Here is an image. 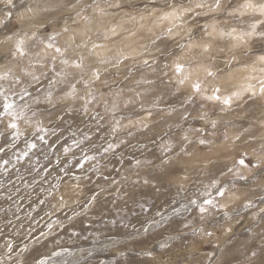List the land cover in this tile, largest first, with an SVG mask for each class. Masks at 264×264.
I'll return each mask as SVG.
<instances>
[{
	"label": "snow or ice",
	"instance_id": "obj_1",
	"mask_svg": "<svg viewBox=\"0 0 264 264\" xmlns=\"http://www.w3.org/2000/svg\"><path fill=\"white\" fill-rule=\"evenodd\" d=\"M7 5L12 6V0H7ZM11 19L12 14L9 12L0 27V33H4L6 39H12L16 31L9 26ZM63 23L66 25L67 21ZM68 31L63 26L60 32L47 29L46 36L32 34L34 42L42 46L45 52L52 51L60 57L58 63L63 67L58 68L56 59L45 56L47 64L36 61L31 65L33 69H46L43 73L26 68L21 70L27 79L13 76L11 70L0 72V128H3L0 131V191L4 193L0 198L5 202L10 201L11 205L19 209L26 199L30 200L33 193H39L29 203L30 209L33 204L49 206L45 211L48 218L46 230L34 233L31 227L28 229L32 247L29 248L27 242L22 246L15 245L9 238L0 251V264H108V260L101 258L100 253L107 251L109 245L114 248L119 244L110 235L105 240L97 237L92 247L74 252L71 250L73 247L64 246L59 235L53 237L52 234L67 230L66 234L79 239L81 231L76 229L74 222L81 217H89V214L101 218L106 216L105 205L110 192L114 193L113 204L127 197L125 203L132 199L139 208V214L134 213L135 222L127 214L119 220L109 217L108 225L118 231L121 228L130 230L125 233L128 236L145 237V243L147 238L153 236L158 240L156 247L161 250L160 259H156L152 248L135 253L146 258L144 264L147 261H154L155 264H220L221 261L222 264H232V261L224 260L228 241L222 249L213 240L220 238L217 233L233 237V222H239L242 213L248 214L245 217L249 221L246 231L251 241L244 256L253 264H264V243H257L264 240V207L261 206L264 196L259 197V202L246 197L238 206L228 202L230 197L238 196V183L246 185L248 182L242 169L260 168L261 163L248 159L244 154L234 166L214 174L199 189L198 198L184 196L176 202L169 200L168 208H157L155 204L134 200L128 189L150 186L160 191L158 185L164 181L170 182L176 175L177 160L188 156L190 147L210 146L211 142L205 139L209 133L205 128L187 124L192 118L189 112L182 113L179 120L168 123L163 130L155 127L151 123L155 116L165 114L172 117L175 114L173 107L162 105V94L153 96L146 105L142 99L144 93L135 90L133 96H125L124 89L110 86L104 73L97 67L91 68L87 75L66 71L83 68V58L67 56L66 47L62 48L59 44L60 35ZM102 47L99 43L94 45V48ZM13 52L19 56L27 55L22 38L17 39ZM124 59L117 60L116 65L123 64ZM99 63L108 64L109 61L102 59ZM143 63L150 66L147 59ZM182 70V66H177V71ZM49 71L51 75H48ZM5 81H10L16 88L10 90L4 87ZM153 83L152 80L144 79L136 81L138 86ZM248 87L252 88L251 85ZM194 90L199 92L200 85H194ZM219 91L216 89L214 95L206 96L205 99L220 101ZM260 94L264 95V86L260 88ZM105 95L109 99L101 103ZM17 98L22 102L19 105ZM224 103L231 107L232 98L229 97ZM69 118H72L71 123L67 122ZM200 119L215 129V120L208 121L205 116ZM21 122H25L23 129ZM137 132L142 139L136 137ZM193 134H198L195 140ZM130 137L135 138L136 143H131ZM150 145L159 147V154L153 151L148 155ZM124 149L129 151L125 153ZM145 168L151 171L142 176L141 172ZM227 174L231 175L230 179L220 178ZM150 177L155 178L156 182ZM184 179H187V175ZM85 181L89 187L87 196L82 187ZM11 205L5 210V219H8L7 213L12 211ZM192 212L197 214L198 226L184 215ZM12 214L15 216L16 212ZM114 215L119 216L120 213ZM181 216L184 218L177 219ZM12 223L8 220L5 227H11ZM81 223L84 221L81 220ZM86 227L91 228V223H87ZM153 229H157L155 234ZM258 229H261L259 233ZM185 241L189 243L185 244ZM49 243L53 247L47 250ZM189 245L197 249L211 245L214 250L205 252L201 257L198 252L188 251ZM177 246L186 250V254L178 259L171 254ZM41 247L46 251L40 252ZM131 254L128 251L118 253L125 260ZM112 264L116 262L113 260ZM236 264L243 262L238 260Z\"/></svg>",
	"mask_w": 264,
	"mask_h": 264
},
{
	"label": "rangeland",
	"instance_id": "obj_2",
	"mask_svg": "<svg viewBox=\"0 0 264 264\" xmlns=\"http://www.w3.org/2000/svg\"><path fill=\"white\" fill-rule=\"evenodd\" d=\"M249 1H255L259 5L264 4V0H12V6H9L7 5V0H0V27L3 26L7 13L10 12L12 14V19L9 26L16 30L12 39H6L5 34L0 33V72L11 70L13 76L27 79L23 77L21 70L26 68L29 71L43 73L46 69H33L31 65L36 61H42L44 64H47L48 60L45 59V56L56 59L58 68L63 67L58 63L60 57L56 53L52 51L45 52L43 47L37 45L32 39V34L34 33L37 36H46L47 29L60 32L62 27L66 26L69 31L62 35H66L65 38L67 40H63L64 36L62 37V35H60L59 44L62 48L66 47L67 56H79L75 53H80V51H70L71 48L68 44V35L71 34L72 36L73 32L71 31L81 28L84 24V21H75L76 17L80 15L79 12L87 11L95 7V9H97L98 3L100 4L101 2L103 7L101 6V8L99 7L97 10L94 9L95 13L87 14V17L94 20L93 28L96 26L97 28L103 26L100 31L96 28V31L86 32V40L89 43H94L91 47L94 51L95 49H99L94 48V45L97 43L103 45L101 48L102 50L121 45V38L118 36L111 37V33L114 32L115 29L117 30L116 27L118 25L126 28L127 33H130L128 35H133L140 33L138 29L140 27L139 22L143 17H148L150 24L155 21V17L162 13H164V15L158 18L159 20H164L165 16L174 17L173 27L169 29L171 31L161 29L162 31L161 33L159 32L160 34L157 33V37L154 38L153 36H149L146 45L145 43L143 45L144 48L136 53H132L130 49H127L126 54L121 58L124 59L127 57V59H124L123 64L116 65L117 58L119 57L118 54L115 55V58H110L112 61H109V56L112 55L108 53L107 55L109 56L106 58L109 61L108 64L99 63L100 60L105 58L102 55L103 57L98 56L96 58L97 61L89 67L83 64L84 66L82 69H66V71L72 74L83 72L87 75L91 68L97 67L104 73V78L109 82L110 86L122 87L124 89L125 96H133L135 90H140L144 93L142 99L146 105L150 103L153 96L162 94V105L173 107L175 109V114L172 117L159 114L153 118L151 123L161 130H163L168 123L179 120L181 114L184 112L191 113L192 118L187 122L188 125L207 129L209 134L205 139L211 142L209 147L200 145H193L190 147L189 155L185 157L182 156L177 160L178 167L176 169V175L171 178L170 182L164 181L158 185L160 191H155L150 186H139L134 189H128V191L132 193L134 200L145 202L146 204H155L157 208L161 206L168 208L169 205L167 202L169 200L176 202L181 200L184 196L198 198L197 193L199 189L204 184L208 183L214 174H219L229 166H234L237 159L246 154L248 159L254 162L259 161L261 167L251 170L242 169L243 174L248 177V182L246 185L238 183V196L230 197L228 202L238 206L240 201L246 197L253 199L255 202H259V197L264 196V101L262 97H253V94L249 91L243 98L237 102H233L231 107H228L221 101L222 92H220L221 90L218 86L214 89L213 94L210 92V89L207 90L209 91L207 93L209 95H214L215 90L219 89L220 101L205 99V97L202 96V94L205 93L204 89L205 83L207 82L206 79L208 78L207 76L205 80L202 78L198 82H195L194 85L197 83L200 85V88H204L200 89L199 92L195 91L194 87L187 86V84L185 85L179 81V78L181 79L180 75H189L198 70L196 68L199 67L198 64L202 61L198 59L197 61L188 60V58L191 57V51L187 46L193 41L201 42L204 41V39L206 40L208 37L206 36L207 31L210 30L209 24L211 22L213 23V20L220 29L225 31L223 35H226L227 37L225 36V38L227 39L231 31H240L244 34L247 31H251V28H255L252 29L253 36L247 42L248 44L246 46H241L235 53L228 51L229 54L227 55L225 52H220L214 55L213 59L211 58L203 61L204 63H212V67H214L213 72L215 74H223L225 71H230V69L234 70L247 67V65L255 63V61L257 62L260 58L264 61V19H262L264 15L262 16V13L259 12L255 13L253 10L252 13L248 14L249 16L245 15V17L242 14L243 7L241 8V6H243V3ZM30 9L33 10L30 11ZM255 17L257 19L260 18L258 23H256L258 20L254 19ZM64 21H67L66 25H64ZM25 22L31 24V29L24 28V26H26ZM81 30L84 31L85 29L83 30L82 27ZM176 30H178L179 33H174ZM103 33H105V36ZM250 34L249 32L246 36L248 35L251 37ZM24 35L30 38L26 39ZM125 36L127 35L125 34ZM18 38H22L25 41L27 55L19 56V54L13 52L14 45ZM199 50V48H196L193 52L197 53ZM13 56H15V58H12ZM186 56L188 58H186ZM181 58H183V60ZM145 59L149 60L150 66H145L143 63ZM177 66H182L183 70L177 71ZM130 70L131 76L129 78ZM173 71L177 74V78L175 76L173 77ZM197 72H199V70ZM48 75H51L50 71ZM209 77L212 78L213 76L209 75ZM140 79L152 80L154 83L151 85L138 86L136 81ZM260 84L261 83L257 85ZM4 87H9L10 90L16 88L15 85L10 84V81H5ZM108 99L109 97L105 95L101 103ZM16 102L18 105L22 103L19 101V98H17ZM201 116H205L208 121L215 120L217 122L215 129L210 128L208 123L202 121L200 119ZM67 122L71 123L72 118H69ZM77 122H79L78 119ZM21 128H25V122H21ZM0 131H3V128H0ZM135 135L142 139L140 133L137 132ZM196 135L198 134H193L194 140ZM176 136H179L178 130ZM129 139L131 143H136L135 138L130 137ZM124 151L127 153L129 149H124ZM153 151L159 154L160 149L156 145H150L147 154L151 155ZM136 155L139 156L140 153H136ZM126 167H128V165H126ZM150 171L151 169L145 168L141 172V175L144 176ZM185 175H187V179H184ZM220 178L222 180H227L231 178V175L227 174ZM29 179H31V177H29ZM150 179L156 182L155 178L150 177ZM87 184V181L82 184L85 196H87L89 191ZM181 185L183 186L182 188L180 187ZM45 187H47V185H45ZM177 193L180 194L178 195ZM3 195V191H0V197ZM107 195L108 203L105 205L107 210L106 216L101 218L94 214H89V217H81L74 222L76 229L81 231L79 239L70 237L66 234L67 230L58 233L53 232L52 236L56 237L59 235V240L64 242L65 247H73L71 249L72 251L80 252L86 250L85 248L92 247L97 237L101 240H105V237L110 235L112 239L118 240L119 244L114 248L109 245L107 251L100 253L101 258L108 260V264H112L113 260L116 264H144L146 258L135 255V253L147 251L149 248L154 250L156 259H160L159 253L161 250L156 247L158 240L155 239L154 236L152 238H147V243H145V237L128 236L125 233L130 230L121 228L118 231L117 228H111L110 225H108L107 221L109 217L119 220L121 216L127 214L129 219H133L134 213L139 214V208L133 203L132 199H128L127 203H125L127 197L113 204L111 201L114 193L110 192ZM38 196L39 193H33L30 200L26 199L20 205L19 209L11 205L10 201L5 202L0 198V251L3 250L5 241L9 238L12 239L15 245L22 246L27 242L29 248H31L32 240L27 234L29 227H31L34 233H39L41 229H45V223L48 219L45 216V211L49 206L47 204L43 206L33 204L31 209L29 207V203L34 201ZM81 203H83V200H81ZM10 205L12 211L7 213L8 219H5V210L8 209ZM261 206L264 207V204ZM130 209L133 211H129ZM153 211H155V208ZM13 212H16L15 216H13ZM117 212L120 213L119 216L114 215ZM29 213H31V215H29ZM184 215H187L189 221L198 226L196 219L197 214L195 212H192L190 215ZM247 215V213H242L240 221L233 222V237L229 238L217 233L220 238L218 240H213V243L219 244L222 249L225 247L226 241H228V251L225 253L224 260L232 261V264H236L238 260L243 262V264H253L252 261L244 256L247 246L251 244L248 238L249 234L246 231L249 224L248 219L245 218ZM54 218L55 216H53V219ZM183 218L184 216H181L177 219ZM8 220L13 222L11 227H5ZM81 220H83L84 223H81ZM133 222H135L134 219ZM65 223H67V221H65ZM87 223H91L92 227L87 228ZM61 227H63V225H61ZM260 231L261 229L257 230L258 233ZM156 232L157 229H153V234ZM184 243L188 244L189 241H185ZM257 243H264V240H259ZM52 247L53 245L49 243L47 250H50ZM213 250L211 245L200 249L193 248L189 245L188 249V251L198 252L201 257H203L205 252ZM44 251H46V249L41 247L40 252ZM98 251L100 250L98 249ZM122 251H128L132 254L126 260L121 259L118 253ZM177 253H179V255H177ZM171 254L178 259L186 254V250L177 246V248L173 249ZM13 255L15 257V253ZM165 259H167V257H165ZM189 259H191V257H189ZM146 264H155V262L147 261ZM220 264H222V261Z\"/></svg>",
	"mask_w": 264,
	"mask_h": 264
},
{
	"label": "bare ground",
	"instance_id": "obj_3",
	"mask_svg": "<svg viewBox=\"0 0 264 264\" xmlns=\"http://www.w3.org/2000/svg\"><path fill=\"white\" fill-rule=\"evenodd\" d=\"M240 5H242V4H240ZM97 6H98L97 9H99V7L101 8V6L103 7L102 2L100 4L98 3ZM242 7H243L242 14L244 16L245 15L247 16L248 14L252 13L253 10L255 11V13L259 12V13H262V16L264 15V4L259 5L255 1H253V2L249 1V2L243 3V6H241V8ZM95 8H90V10L79 12L80 15H78L76 17L75 21H84V24L82 27H83V30L84 29L85 30L82 31L81 30L82 27L77 28V29H74L71 31V32H73L72 33L73 37L71 36V34H69L70 36L68 35V44L70 45V48H71L70 51H80V53H75V54H77L83 58V64L86 67L93 65V63L95 61H97L96 58L98 56H101V57L104 56L105 57L104 59H106L109 55H112V56H109V61H112L110 58H113V57L115 58L116 54L119 55V57L117 58L118 60H120L122 57H124L127 49H130L132 53H136L140 49L144 48L143 45H144V43L146 45L147 38H149V36H153L154 38L157 37L156 36L157 33H159V32L161 33V31H162L161 29H163V30L172 29V27H173L172 24L174 23L173 22L174 17H172V16H169V17L165 16L164 20H161V19L159 20L158 18H160L161 16L164 15V13H162L161 15H159L157 17L154 16L155 21L151 22V24L149 23L150 21H148L149 20L148 17H143L142 20L139 22L140 27L138 29H139L140 33H136L133 35L132 34L128 35L130 33H127L126 28H124L123 26H121V25H118L117 27L115 26L117 28V30L115 29L116 30L115 31L113 29L114 32L111 31L112 32L111 37L118 36L119 38H121L120 39L121 45L115 46V47H109L106 50H102L101 48H99L97 50L95 49V51H94L93 49H91V47L93 46L94 43H91V42L89 43L86 40V36H87L86 32L87 31H96L97 26L93 28L94 20L92 18L87 17L88 13H95V11H94ZM97 9H95V10H97ZM239 16H240V14H239ZM244 16H242V17H244ZM254 19H257V18L255 17ZM259 19L260 18L257 19L258 21H256V23L259 22ZM262 19H264V17H262ZM247 20H245V21H247ZM30 25L31 24L26 23V26H24V28L29 29L31 27ZM102 27L103 26L98 27L97 28L98 31H100ZM209 29L210 30L207 31L206 36H208V37L206 40L204 39V41H201V42L193 41L187 46V48H189L191 51L190 52L191 57L188 58L186 56V58H188V60L197 61V59H198V60L202 61V62H199V64H198L199 67L196 68L199 70V72H197L198 71L197 70L195 73L189 74L190 76L187 74L186 75H180L181 79L178 77L179 81H181L185 85L187 84V86L189 85L190 87H194L193 85L195 84V82H198L202 78H204V80H205V77L207 76L208 78L206 79L207 82L205 83V89L200 88V89L205 90V93L202 94L203 97H206L209 95L207 93V92H209V91H207L209 89L211 90L210 92H212V94H213L214 89L216 88V86H218L221 90L220 92H222L221 93V98H222L221 101H223V102L225 100H227L229 97L232 98V103L237 102L238 100L243 98V96L249 91L251 94H253L252 95L253 97L261 96L263 101H264V95L260 94V88L262 86H264V61H262L261 58L257 62L255 61V63H250L249 65H247V67H241V68L234 69V70L230 69V71L227 70L228 72L225 71L223 74H219V73L215 74L213 72L214 67H212V63L211 62H207V63L203 62V61L209 60L211 58L213 59L214 55L219 54L220 52L221 53L225 52V54L227 53V55H228L229 52L235 53L238 49L241 48V46H246L248 44L247 42L253 36V33H252L253 30L252 29H255V28H251V31H249L251 33L250 34L251 37L248 35L246 36V34L249 33L248 31L244 34L241 33L240 31H231L228 35V37H229L228 39L225 38L226 35L225 36L223 35L225 33V31L223 29H220L216 25V22L214 20H213V23L211 22L209 24ZM174 33L177 34L179 32H178V30H176ZM125 34L127 36H125ZM103 35L105 36V33H103ZM63 36L64 35H62V37ZM65 37H66V35L63 37V40L66 39ZM91 37H92V34H91ZM25 38L29 39L30 37L25 36ZM104 38H107V37H104ZM222 41H224V42H222ZM81 45H83V46H81ZM196 48H199L200 50H199V52L194 53L193 50ZM114 52H115V54H114ZM108 53H111V54L107 55ZM235 58H237V57H235ZM181 59L183 60V58H181ZM240 63H241V61H240ZM3 70H4V68H3ZM214 70H216V69H214ZM221 72H223V71H221ZM209 75H212L213 77L210 78ZM174 76L177 78V74L175 73V71H173V77ZM176 80H178V79H176ZM259 83H261V84L257 85ZM249 85L252 86L251 89H249V87H248ZM237 94H239V95H237ZM209 96H212V95H209Z\"/></svg>",
	"mask_w": 264,
	"mask_h": 264
}]
</instances>
